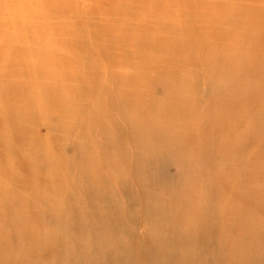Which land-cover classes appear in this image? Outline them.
Here are the masks:
<instances>
[{
    "label": "bare ground",
    "instance_id": "6f19581e",
    "mask_svg": "<svg viewBox=\"0 0 264 264\" xmlns=\"http://www.w3.org/2000/svg\"><path fill=\"white\" fill-rule=\"evenodd\" d=\"M0 264H264V0H0Z\"/></svg>",
    "mask_w": 264,
    "mask_h": 264
},
{
    "label": "rangeland",
    "instance_id": "374dc122",
    "mask_svg": "<svg viewBox=\"0 0 264 264\" xmlns=\"http://www.w3.org/2000/svg\"><path fill=\"white\" fill-rule=\"evenodd\" d=\"M173 170V169H172Z\"/></svg>",
    "mask_w": 264,
    "mask_h": 264
}]
</instances>
